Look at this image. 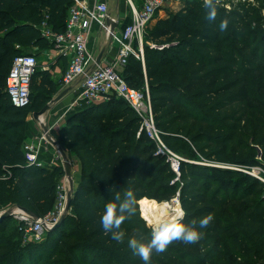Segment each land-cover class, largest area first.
I'll return each mask as SVG.
<instances>
[{"label":"trees","instance_id":"obj_1","mask_svg":"<svg viewBox=\"0 0 264 264\" xmlns=\"http://www.w3.org/2000/svg\"><path fill=\"white\" fill-rule=\"evenodd\" d=\"M73 3L0 0V205L21 207L37 217L54 209L56 184L64 174L60 165L25 161L24 120L55 95L60 84L36 66L29 102L17 108L6 96L4 80L13 57L34 56L32 48L53 45L42 29L62 33ZM227 3L228 8L223 3L218 7L214 21L207 19L202 0L166 9L144 27L141 59L128 55L120 71L127 87L146 85L159 139L181 158L177 179L165 155L154 154L156 142L140 128L138 116L122 98L112 94L72 111L61 126L49 131L65 154L78 160L79 178L69 209L37 241H21V223L19 240L5 235V218L1 219L0 264H144L128 242H148L154 208L145 207L175 196L185 213L182 223L197 221L201 230L199 220L212 214L214 220L205 230L221 234L224 244L231 240L232 249L246 260L261 258L262 241L255 232L225 235L218 229L221 221L215 210L237 204L238 227L263 226L264 184L233 167L198 162L252 165L256 140L264 157V134L259 132L264 126L248 113V100L264 94V15L248 0ZM225 19L228 27L221 32ZM133 44L136 49V41ZM127 190L134 192L137 210L121 225L125 235L117 242L105 233L100 217L108 203L120 202L116 192L123 200ZM197 259L169 246L165 253L153 254L150 264H200Z\"/></svg>","mask_w":264,"mask_h":264},{"label":"built area","instance_id":"obj_2","mask_svg":"<svg viewBox=\"0 0 264 264\" xmlns=\"http://www.w3.org/2000/svg\"><path fill=\"white\" fill-rule=\"evenodd\" d=\"M162 1L144 0L138 10L134 9L131 2L128 1L131 8V20L116 35L114 32H110L108 26L104 24V18L106 17V6L104 3H97L88 8L84 1L73 0L74 3L68 10L64 31L62 33H52L48 28L44 27L42 35L52 41L60 52L69 53V61L60 77V85L65 87L78 81L79 90L73 105L78 107L81 101L88 105L102 101L112 94L122 98L138 116L140 128H143L146 135L156 142L154 154L165 155L171 170L176 174L175 179H177L178 163L181 158L171 152L159 139L153 124L146 85L141 89L127 87L120 76L121 68L128 55L141 59V40L144 27L151 20L153 11L161 5ZM248 1L253 5L260 4L264 12V0ZM225 5L227 6L225 7ZM224 7L228 8V3H224ZM91 22L101 26L107 36L118 44L117 56L111 64L105 66L95 65L87 51L86 39ZM134 41L137 42L136 49L133 48ZM36 65V59L31 54L13 57L4 80V91L12 106L20 108L28 104L30 78ZM40 140L46 141L43 135L40 136ZM21 150L27 163H37V151L32 145L25 143L21 146ZM252 169L257 174L250 172ZM241 171L255 177L264 184V171L262 169L245 166L242 167ZM60 189L61 185L58 181L55 188V196ZM173 200H177V197L175 196ZM64 201L65 196L61 195L58 206L54 208L57 212L51 211L49 214L38 217L35 220L18 212V220L22 224V237L34 241L41 240L45 231L42 224L49 227L54 223L63 208Z\"/></svg>","mask_w":264,"mask_h":264},{"label":"rangeland","instance_id":"obj_3","mask_svg":"<svg viewBox=\"0 0 264 264\" xmlns=\"http://www.w3.org/2000/svg\"><path fill=\"white\" fill-rule=\"evenodd\" d=\"M126 1V0H123ZM144 0H132L131 1V5L133 6L134 9L138 10L140 9L142 3ZM188 0H163L161 5L156 8L151 16V20L148 22L149 24L153 23L154 20L157 17H162L163 13L166 9L168 10H176L179 7L183 6L184 4H186ZM203 1V0H202ZM227 1L230 0H221V2L223 3H227ZM254 3V2H253ZM227 5H225L226 7ZM258 7L261 8L260 4L257 5ZM127 7L129 12L131 13V8L129 3L127 2ZM263 12V10H262ZM264 15V12L262 13ZM262 29H264V25H262ZM137 43V42H136ZM142 43V40H141ZM22 53L28 52V50L26 49H22L21 51ZM248 103L251 105V110H248V113H251L252 116L255 118V120L262 124L264 126V94L258 96L257 100H248ZM25 119H27V121H32L31 119V113L26 114ZM38 123V122H37ZM39 124V123H38ZM40 125V124H39ZM48 129V133L50 135V130L49 127H46ZM260 133L264 134V129H260L259 130ZM40 136L44 135L41 128H40ZM47 145V144H46ZM48 147L50 149L51 145L48 143ZM255 149L257 150V154L254 157V160H252L254 163L252 165H248L246 167H257L260 168L264 171V157H262L261 153V146L257 144V140L255 143ZM52 148V147H51ZM55 156L58 155V160H59V165L61 166V160L59 157V153L57 152V150L55 148H52ZM261 155V156H260ZM66 158L68 159V161L71 164H76V162L78 161L77 158L69 153H66ZM198 162L200 163H204V164H209V165H217V166H222V167H233L238 171L242 170V166H238V165H230L227 163H220V162H206L202 159H198ZM245 167V166H244ZM70 172V170H69ZM242 172V171H241ZM250 172H254V169H252ZM244 173V172H243ZM246 174V173H245ZM257 174V173H255ZM262 174V173H260ZM70 177L72 180V189L75 187L78 178H79V170H72V174L70 173ZM60 185H61V189L56 192V204L55 206H58V202L60 201V196L66 194L67 190H68V182L66 177L63 175V177L59 180ZM264 192V189L262 190V193ZM177 197V196H176ZM174 199V197H171L169 200ZM169 200H164L161 201L160 203L157 204H151L146 206L145 208H154L153 210V215H154V211L156 206H158V204H162L165 201H169ZM141 207V206H140ZM238 205H229L228 208H224L222 210L216 209L215 212L218 213V217L221 221V224L219 225L218 229H223L224 230V234H230L232 232L238 231L239 236L242 235H249V231H253L255 232V235H257V238H259L262 242H261V247H262V252L260 254L261 258H257V257H249V259H245L243 256H240V253L237 251L235 252V248H233V242L231 240H227L224 244V241L222 240V235L219 234L218 232H212L211 230H205V228H202L201 232H203V238L195 244H185L183 242L177 241L174 242L172 245H170V249L173 250V252H179V253H183L186 252V254L188 256H195L197 257V261L200 264H264V225L261 227H257V226H247L246 228H242V227H238L237 225V220L234 219L235 214H237V209H238ZM55 208V207H54ZM144 209V208H143ZM181 209V208H180ZM12 211L13 213L7 217H5V222H4V230L3 233L5 235L11 236L17 240H19V224L21 223L18 220V216L15 212V208L13 206L7 205V204H1L0 205V214H2L3 212L6 211ZM52 212H57V210H52ZM142 212V210H141ZM228 214H231V219L227 216ZM153 215H152V226L151 229L153 228ZM142 216V215H141ZM3 219V218H2ZM143 219V218H142ZM192 221L184 223V224H191ZM146 224L148 225V223L146 222ZM230 225V226H229ZM225 226L227 227L225 229ZM232 228V230H231ZM22 236V234H20ZM206 238H210L211 240L209 241V239ZM206 239V240H205ZM30 240L28 239H24L23 237L21 238V241H28ZM205 240V241H204ZM248 245L250 247H253L252 244H250L248 242ZM214 249V250H212ZM204 258V259H202Z\"/></svg>","mask_w":264,"mask_h":264},{"label":"crops","instance_id":"obj_4","mask_svg":"<svg viewBox=\"0 0 264 264\" xmlns=\"http://www.w3.org/2000/svg\"><path fill=\"white\" fill-rule=\"evenodd\" d=\"M85 5L90 8L97 3H104L106 6V17L114 23L113 32L118 35L123 27L131 20V13L128 10L127 2L132 0H82ZM134 1V0H133ZM134 45V44H133ZM87 51L92 57L94 64L105 66L111 64L118 51V44L112 41L107 36L105 30L95 22H91L88 27V34L86 39ZM137 48V44H136ZM142 48V44H141ZM34 57L37 62V69L47 71L49 73V80L55 84H60V77L67 67L69 61V53L60 52L54 45L48 46L44 49L32 48ZM98 63H95L97 61ZM67 88V92L57 102H55L49 110H47L41 117V122L49 129H55L64 123L65 118L79 108L85 107L82 101L80 106L73 105L74 99L78 94L79 83L75 81L68 86L61 87L57 93ZM56 93V94H57ZM55 94V95H56ZM55 95L51 96L54 97ZM89 105V104H88ZM32 119V117H31ZM40 125L32 119V121L24 120V134L25 139L22 143L30 144L37 151V163L44 165H59L58 155L55 156L53 147L49 149L48 142L40 140ZM47 144V145H46ZM66 155V154H65ZM78 161L76 164L70 163V173L72 170H78Z\"/></svg>","mask_w":264,"mask_h":264},{"label":"clouds","instance_id":"obj_5","mask_svg":"<svg viewBox=\"0 0 264 264\" xmlns=\"http://www.w3.org/2000/svg\"><path fill=\"white\" fill-rule=\"evenodd\" d=\"M204 7L208 10L207 19L214 21L218 14V7L222 6L221 0H203ZM228 20H222L219 30H227ZM115 200L117 203H108L103 214L100 217V224L105 233H111L113 240L123 242L125 233L120 230L125 220L132 218L136 214L137 198L132 190L124 193L121 200V194L116 192ZM185 213L181 211L174 219L163 220L155 224L151 231V238L148 242H141L136 238H131L128 247L133 253L140 257L144 264H150L153 254L165 253L169 246L174 242L180 241L185 244L198 243L203 238V232L198 230L197 221L191 224H184ZM214 220L212 214H208L199 220V228H206Z\"/></svg>","mask_w":264,"mask_h":264},{"label":"water","instance_id":"obj_6","mask_svg":"<svg viewBox=\"0 0 264 264\" xmlns=\"http://www.w3.org/2000/svg\"><path fill=\"white\" fill-rule=\"evenodd\" d=\"M104 24L106 26H108L109 28V31L110 32H113V28L115 27L114 26V23L113 21H111L108 17H105L104 18ZM95 63H98V59L97 61H95ZM67 88L61 90L59 93H57L54 97L50 98L39 110L37 111H34L31 113V117L32 119H34L35 121H37L39 124H40V127H41V130L45 136V139L46 141L51 145V147L55 148L57 150V152L59 153V157H60V160H61V167H62V170H63V174L64 176L66 177L67 179V182H68V190L65 194V201H64V205H63V208L60 212V214L58 215V217L56 218V220L54 221V223H52L49 227H46L44 224H42V226L44 227L45 231L47 230H51L53 229L54 227H56L59 222L62 220L63 218V214L69 209V202H70V198H71V191H72V180H71V177H70V162L68 161V159L66 158V155H65V150L63 147L59 146L56 141L49 135L48 133V129L46 128V126L41 122V119L40 117L47 111L50 109V107L55 103L57 102L61 97H63L65 95V93L67 92ZM178 194V193H177ZM178 204V199L175 200ZM15 208V212H21L25 215H27L28 217H30L31 219H38V217L31 213L30 211L24 209V208H21V207H14ZM139 209V207H138ZM182 211V210H181ZM13 212L8 210L6 212H3L2 214H0V220L2 218H5L9 215H11ZM141 216V215H140ZM142 217V216H141ZM143 218V217H142ZM143 220L145 221V219L143 218ZM151 226V225H150Z\"/></svg>","mask_w":264,"mask_h":264},{"label":"bare ground","instance_id":"obj_7","mask_svg":"<svg viewBox=\"0 0 264 264\" xmlns=\"http://www.w3.org/2000/svg\"><path fill=\"white\" fill-rule=\"evenodd\" d=\"M43 137H45L43 135ZM181 212L178 203L175 200L165 201L156 206L153 215V226L163 220L174 219ZM18 214V212H14ZM143 217V216H142Z\"/></svg>","mask_w":264,"mask_h":264}]
</instances>
